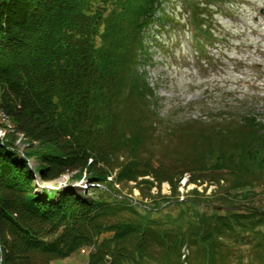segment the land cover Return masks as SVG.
I'll return each instance as SVG.
<instances>
[{
    "label": "trees",
    "instance_id": "16d2710c",
    "mask_svg": "<svg viewBox=\"0 0 264 264\" xmlns=\"http://www.w3.org/2000/svg\"><path fill=\"white\" fill-rule=\"evenodd\" d=\"M158 4L0 0V110L13 128L0 153V264H50L82 247L91 248L87 264H264V208L246 194L264 191V125L215 112L158 118L138 71ZM187 5L201 50L213 37L207 6ZM158 12L163 26L169 16ZM14 133L36 142L43 180L84 174L98 186L34 192L33 152L20 156ZM185 173L217 190L179 200ZM145 176L167 181L171 194H152ZM134 188L137 205L127 197Z\"/></svg>",
    "mask_w": 264,
    "mask_h": 264
},
{
    "label": "rangeland",
    "instance_id": "374dc122",
    "mask_svg": "<svg viewBox=\"0 0 264 264\" xmlns=\"http://www.w3.org/2000/svg\"><path fill=\"white\" fill-rule=\"evenodd\" d=\"M166 4L162 3L168 10ZM231 4L233 13L229 21L214 9L203 10L202 18L206 22L211 21V30L216 37L211 45L204 47L206 53L203 57L207 56L209 61L195 58L192 48L194 40L190 33L191 20L188 12H185L188 8L186 4L177 5L175 11H171L170 17L174 19L172 22L163 21V26L150 28L146 30L148 33L143 34L147 35L144 44L150 47L149 62L147 65H139L138 71L144 75L154 92L155 103L152 109L160 120L171 124L190 119L200 121L206 113L215 112L235 117L251 115L264 125V0H252L251 5H246L244 0H233ZM171 7L172 4L169 5ZM261 10L263 13H260ZM108 11L105 8L103 13L107 14ZM183 24H186L185 27ZM153 38L165 47L152 49L150 41ZM164 52L167 54L164 55ZM8 132L13 133L11 119L0 110V153L7 147L3 138ZM14 134L13 147L20 156L33 152L25 160L29 169L35 170L31 181L34 192H40L37 189L46 187L44 190L49 194L53 188L82 189L81 184L92 185L84 174L76 181H71V174H64L52 183L43 180L40 162L33 149L36 142L30 146L32 143L29 145L21 133ZM201 182V189L206 186L205 195L217 190L208 180ZM190 187L193 186L187 188ZM161 189V194H169L167 185L161 186ZM210 189L212 191L209 192ZM128 190L129 187H123L122 192L125 194ZM246 194L252 204L264 208L263 190L249 189ZM186 195L183 193V196ZM127 197L139 201L138 189L134 188ZM183 250L187 253L186 249ZM90 251L91 248L82 247L65 258L52 260L50 264H87Z\"/></svg>",
    "mask_w": 264,
    "mask_h": 264
},
{
    "label": "water",
    "instance_id": "95a60500",
    "mask_svg": "<svg viewBox=\"0 0 264 264\" xmlns=\"http://www.w3.org/2000/svg\"><path fill=\"white\" fill-rule=\"evenodd\" d=\"M218 210H220L221 208L219 207V208H217ZM107 261H108V259H107Z\"/></svg>",
    "mask_w": 264,
    "mask_h": 264
}]
</instances>
